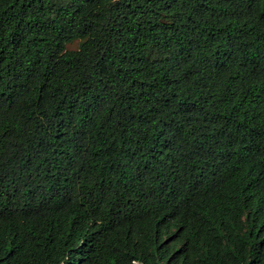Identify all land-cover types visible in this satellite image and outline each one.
<instances>
[{
	"label": "trees",
	"instance_id": "16d2710c",
	"mask_svg": "<svg viewBox=\"0 0 264 264\" xmlns=\"http://www.w3.org/2000/svg\"><path fill=\"white\" fill-rule=\"evenodd\" d=\"M0 264H264V0H0Z\"/></svg>",
	"mask_w": 264,
	"mask_h": 264
},
{
	"label": "rangeland",
	"instance_id": "374dc122",
	"mask_svg": "<svg viewBox=\"0 0 264 264\" xmlns=\"http://www.w3.org/2000/svg\"><path fill=\"white\" fill-rule=\"evenodd\" d=\"M76 47H77V43L75 42V43H73V44L69 45V47H68V48H72V49H74V48H76Z\"/></svg>",
	"mask_w": 264,
	"mask_h": 264
}]
</instances>
